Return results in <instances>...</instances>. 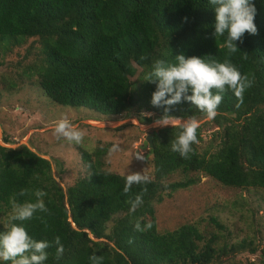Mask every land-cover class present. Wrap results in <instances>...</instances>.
Returning <instances> with one entry per match:
<instances>
[{"label": "trees", "instance_id": "obj_1", "mask_svg": "<svg viewBox=\"0 0 264 264\" xmlns=\"http://www.w3.org/2000/svg\"><path fill=\"white\" fill-rule=\"evenodd\" d=\"M252 2L257 34L245 33L242 41L235 42L238 50L230 53L223 46L227 33L212 35L215 11L209 0H0L1 53L34 39L39 64L23 71H32L43 93L60 106L86 108L108 117L133 113L140 122H152L166 106L151 104L156 84L145 77L157 60L174 62L180 54L210 55L219 62L228 58L252 81L243 103L231 90L224 93L221 115L211 120L216 128L213 140L199 149L203 141L199 128L200 142L193 145L190 158L171 150L178 129L166 126L152 131L151 182L133 185L127 194L123 192L126 176L102 170L99 160L93 159L99 151L81 152L88 173L64 189L49 160L26 145L7 147L10 139L3 132L0 219L7 220L13 196L21 203L34 200L17 195L21 189L44 190L49 212H37L23 223L36 240L60 237L63 256L55 259V247L49 248L45 264H90L93 254L103 257L102 264H225L223 258L256 252L257 246L246 240L219 245L222 236L213 233L206 238L195 223L160 233L154 208L163 195L196 184L199 175L227 188L264 191V0ZM137 69L143 73L139 85L132 81ZM13 87L14 83L9 88ZM143 111L155 118L140 115ZM170 114L204 118L188 101L171 106ZM216 139L218 143H213ZM174 174L185 178L165 184ZM138 194L143 204L132 212L131 201ZM137 221L142 226L150 221L153 227L137 231ZM209 223L224 230L217 218L209 217Z\"/></svg>", "mask_w": 264, "mask_h": 264}, {"label": "rangeland", "instance_id": "obj_2", "mask_svg": "<svg viewBox=\"0 0 264 264\" xmlns=\"http://www.w3.org/2000/svg\"><path fill=\"white\" fill-rule=\"evenodd\" d=\"M37 51L34 39L25 40L10 51H0V136L4 132L9 137L7 147L26 145L49 160L54 177L64 189L88 173L81 156L84 151L90 154L99 151V156L93 159L99 160L104 171L126 176L144 170L151 178V154H148V148L142 149L141 146L152 131L161 128L152 127L155 120L140 122L133 113L102 116L86 108L52 102L41 90L38 77L32 71H23L29 65L39 64ZM142 78L143 73L137 69L132 81L139 85ZM12 83L15 87L10 89ZM139 113L146 118H155L145 111ZM63 115L85 131L82 143L70 144L56 138L52 128ZM200 129L203 141L199 149H203L213 140L212 132L216 128L211 121H205ZM218 141L216 139L213 143ZM114 146L116 150L110 152ZM137 155L143 156V160L137 159ZM193 176L188 175L189 178ZM183 178V175L174 174L165 180V184L183 181ZM197 178L196 184L171 196L163 195L162 201L155 203L158 231L162 233L195 223L206 238L213 233L222 236L219 245L226 243L230 246L246 240L251 241L253 247L257 246L254 254L242 251L232 258H223V263L264 264V191L227 188L203 175ZM209 217L217 218L224 230L218 231L209 223ZM0 222L4 226L6 217L2 216ZM111 226L112 222L108 228Z\"/></svg>", "mask_w": 264, "mask_h": 264}, {"label": "clouds", "instance_id": "obj_3", "mask_svg": "<svg viewBox=\"0 0 264 264\" xmlns=\"http://www.w3.org/2000/svg\"><path fill=\"white\" fill-rule=\"evenodd\" d=\"M209 3L214 6L215 11L212 35L216 38L227 33L223 46L230 53L238 50L235 42L242 41L245 33L257 34L258 29L254 23L256 8L252 0H209ZM145 80L156 84L151 104L155 107L166 106L163 115L155 119L152 127L171 126L173 129H178L175 139L171 142V150L185 159L194 154L193 145L200 142L197 131L202 123L221 115L218 109L224 93L231 90L238 101L243 103L245 91L252 86L249 77L242 75L230 59L225 58L223 62H219L210 55L186 58L185 55L180 54L174 57V62L157 60ZM181 101L191 102L200 113L204 114V120L198 119L196 115L187 118L171 115V106ZM52 131L58 140L64 139L70 144H80L85 137V131L72 123L67 115L54 122ZM115 150L114 146L110 152ZM136 158L143 160L144 157L137 155ZM150 182V177L144 173V170L131 172L125 177L123 192L127 194L133 185H146ZM17 195L34 197V200L28 199L21 203L17 202L16 196L10 199L11 212L4 224V230L0 231V261L10 264H45L49 257L47 250L52 247H55V259L59 260L65 251L60 237H55L53 241L36 240L23 223L32 220L37 212H49L44 199L47 193L42 189L34 191L21 189ZM142 204V194H138L131 201L130 211L135 212ZM36 218L43 219V217ZM152 227L150 221L143 226L139 221L134 225L135 230L140 232L151 230ZM89 261L90 264H102L103 257L93 254L89 256Z\"/></svg>", "mask_w": 264, "mask_h": 264}, {"label": "water", "instance_id": "obj_4", "mask_svg": "<svg viewBox=\"0 0 264 264\" xmlns=\"http://www.w3.org/2000/svg\"><path fill=\"white\" fill-rule=\"evenodd\" d=\"M142 149L148 148V154L153 153V143H152V138L151 135H148L146 137V140L143 142V145L141 146Z\"/></svg>", "mask_w": 264, "mask_h": 264}]
</instances>
